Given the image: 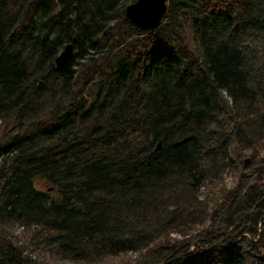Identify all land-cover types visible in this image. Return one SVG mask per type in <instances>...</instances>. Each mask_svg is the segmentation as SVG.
Masks as SVG:
<instances>
[{"label":"trees","instance_id":"trees-1","mask_svg":"<svg viewBox=\"0 0 264 264\" xmlns=\"http://www.w3.org/2000/svg\"><path fill=\"white\" fill-rule=\"evenodd\" d=\"M134 1L0 0V264H264V0Z\"/></svg>","mask_w":264,"mask_h":264},{"label":"water","instance_id":"water-1","mask_svg":"<svg viewBox=\"0 0 264 264\" xmlns=\"http://www.w3.org/2000/svg\"><path fill=\"white\" fill-rule=\"evenodd\" d=\"M168 0H135L125 7V17L142 30L157 28L167 9ZM75 56L74 45L68 42L55 58V66L58 70L69 67ZM161 147V140L157 142L153 151ZM248 159H246V162Z\"/></svg>","mask_w":264,"mask_h":264},{"label":"rangeland","instance_id":"rangeland-1","mask_svg":"<svg viewBox=\"0 0 264 264\" xmlns=\"http://www.w3.org/2000/svg\"><path fill=\"white\" fill-rule=\"evenodd\" d=\"M237 176H238V172L236 171V169L229 170L225 174V181L227 185L232 186L237 180ZM20 232H21V228H17L16 233L20 234ZM135 258H136L135 253L126 252V253H120L115 256H110L104 259L103 261H101L100 263H95V264H132ZM37 259L42 264H88L82 261H75V260H70L66 258L54 257V256L49 255L47 252L40 253Z\"/></svg>","mask_w":264,"mask_h":264}]
</instances>
